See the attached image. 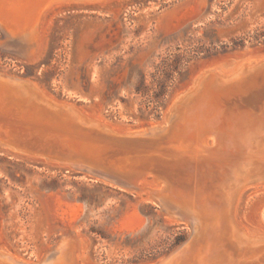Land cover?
Masks as SVG:
<instances>
[{
    "label": "rangeland",
    "instance_id": "obj_1",
    "mask_svg": "<svg viewBox=\"0 0 264 264\" xmlns=\"http://www.w3.org/2000/svg\"><path fill=\"white\" fill-rule=\"evenodd\" d=\"M39 36L27 56L16 51L20 40L0 32V73L27 78L117 131L138 130L156 124L201 71L223 63L217 70L229 73L264 58H239L246 47L264 49V0L53 4ZM0 149V248L21 261H38L71 229L80 241L76 264H150L189 231L145 193ZM234 217L243 230L258 222L264 229V181L240 190Z\"/></svg>",
    "mask_w": 264,
    "mask_h": 264
},
{
    "label": "bare ground",
    "instance_id": "obj_2",
    "mask_svg": "<svg viewBox=\"0 0 264 264\" xmlns=\"http://www.w3.org/2000/svg\"><path fill=\"white\" fill-rule=\"evenodd\" d=\"M105 1L108 0H0V32L3 39L20 40L22 45L16 51L29 56L38 48L39 22L46 8L53 4H104ZM30 5L32 8L29 9ZM247 50L250 54L256 52V55L243 58L262 56L256 49ZM219 65L224 66L221 63L214 69L201 71L187 91L174 95L175 100L161 121L138 130L117 131L95 118L89 119L74 105L46 96L33 82L30 83L35 93L30 92L46 96L54 111L41 110L34 98L23 107L29 102L30 95L26 97V94L22 102L11 101L9 106L5 103L10 99L4 96L7 92L1 87L0 113L11 116L17 113L14 108H18L24 113L19 122L22 128L29 124L24 120L25 116L32 117L40 125V119L43 118L45 123V118H51L48 114L52 113L58 117L59 126L50 132L63 144L60 146L64 151L60 153L65 161L42 158L133 190L139 196L145 193L174 213L194 215L200 221L202 238L182 264H243L246 255L256 257L259 251L264 252V229L259 222L246 231L234 217V205L240 190L246 184L264 181V107L257 106V112L261 111L258 114L253 110L244 111L240 98L264 88V58L238 64L229 73L219 72ZM235 100L240 101L239 105ZM230 102L235 104L234 107L229 106ZM176 103L178 106L172 109ZM61 105L73 108L75 114L81 116L73 120L83 118L89 120L86 126L90 122L94 124L77 127L64 115ZM63 121L68 123L61 124ZM43 123L39 126L41 130L38 129L40 136L49 132L46 131L49 130L47 124ZM30 128L37 129L32 124ZM207 136L212 137L211 143H208ZM129 139L141 143H131ZM0 145L12 154L41 157L27 154L10 143ZM147 175L151 176L150 180ZM144 177L147 183L140 185ZM151 182L155 183L151 185ZM68 231L72 230L67 229L61 235ZM260 232L263 234L258 235ZM67 240L63 239L54 249H48L37 264H76L79 237L74 233L73 241ZM227 241L236 250L226 248ZM0 264L31 263L0 248Z\"/></svg>",
    "mask_w": 264,
    "mask_h": 264
},
{
    "label": "water",
    "instance_id": "obj_3",
    "mask_svg": "<svg viewBox=\"0 0 264 264\" xmlns=\"http://www.w3.org/2000/svg\"><path fill=\"white\" fill-rule=\"evenodd\" d=\"M32 8V5H30ZM40 6V5H39ZM248 49L247 47L244 48L243 50ZM257 48H254L252 50H255ZM257 54H263L264 55V49L263 50H259V52ZM249 55H256V52H253L252 54H250L249 51H243V53L239 56V57H247ZM0 75V88L3 87L4 91H6V95L4 94V96L6 98H9V102H6L5 104L10 106V102H16L17 104L22 102V100L24 98L27 97V95L29 96V99H27L29 102H25V104H23V107H25L28 103H30L31 101H33V98L37 101V105H39V108L41 110H45V111H54L53 109V105L50 101H48L46 98V96H37L36 94H32L30 91L35 93L34 87L31 85L30 82H32L31 80L27 79V78H23V77H14V76H10V75ZM9 77H13V78H9ZM34 83V82H33ZM26 94V97L25 95ZM241 99V100H240ZM239 100L241 101V104L243 107L244 111L247 110H253L254 112L257 108V106H262L264 107V88L259 90H254L253 92H250L248 95H246L245 97L240 98ZM58 101V100H56ZM236 101V105H239ZM262 101V102H261ZM58 102H65V101H58ZM244 102V103H243ZM259 102H261V104H258ZM67 103V102H66ZM72 104V103H71ZM74 105V104H73ZM234 103H229V106L234 107ZM75 106V105H74ZM176 106H178V104L176 103L172 109L176 108ZM61 109H64V115L69 117L70 121L72 120L74 122V124L78 127V126H84V127H88L91 126L90 124H94V122H90L89 125H85L86 122H89V120H85L83 118H81L79 121L77 120H73L76 118H79L81 116H79V114H75L77 113L76 110H74L73 108L69 107V106H64L61 105L59 106ZM14 108V107H13ZM76 108V107H75ZM16 110V114H11V116H4L3 114L0 113V143H10L13 146H16V148H19L20 150H24L25 152H27V154H32L33 156H44L53 160H58L59 162H64V156L60 153L61 151H64V149H61L59 141H56L54 139V133L50 132V130L53 128H55L56 126H59V119L58 117H55L52 113H49L48 115L51 118L46 117L45 120L49 121L50 119H55V121H49L47 123V121L45 123H43L42 120H44L43 118L40 119V125L38 122H34L32 120V117L30 116H25L24 120L28 121L29 124L27 127L22 128V126H20V119L22 117V115L24 113H22L21 111L18 110V108H14ZM22 109V106H21ZM26 111V110H25ZM261 111L257 112L260 113ZM162 118L159 120L161 121ZM158 121V122H159ZM157 122V123H158ZM43 123V125L47 124V128L46 131L48 133H44V135L40 136L38 129L41 130V128L39 126H41ZM66 125L68 122L67 121H63L61 124ZM156 123V124H157ZM33 125L35 127H37L36 130H32L30 128V125ZM148 126H144L143 128H146ZM157 127V125H156ZM75 128V127H74ZM81 128V127H80ZM61 129V128H60ZM80 130V129H79ZM137 130V129H136ZM76 132H78L75 129ZM83 131V130H81ZM106 131V129H105ZM80 132V131H79ZM15 134H19L17 138L14 137ZM83 134V132H82ZM108 135H111L110 132ZM129 141L132 143L134 140L129 139ZM136 144H139L141 142H139L138 140H136V142H133ZM1 146V145H0ZM155 203L158 205L159 210L161 211V213L163 215L169 216L174 220L180 221V222H184V224H186V226L188 227L189 231L185 237L184 240H182L178 245L172 247L171 249H169L167 252H165L164 254L158 256L154 262L150 263V264H182L183 262H185L190 256V254H188L189 251H192L193 249H196V245L197 243H199V241L202 238V230H201V224L200 221L196 219V217H194V215L189 214L188 216H183L179 213H174L170 210H167L166 208H164V206L159 202V201H155ZM73 235L74 232L73 231H68L63 235H59L57 240L55 241V244L51 247L52 249H54L55 246H57V244L63 240V239H68L67 242H71L73 241ZM230 247L233 250H236V248H234V245H231V243H228L227 241V247ZM258 249V248H257ZM244 251V249L241 250V252ZM42 260V259H41ZM44 261V260H42ZM39 262H30L31 264H37ZM243 264H264V252H260L256 254V257L253 256H248L246 255L243 258Z\"/></svg>",
    "mask_w": 264,
    "mask_h": 264
}]
</instances>
